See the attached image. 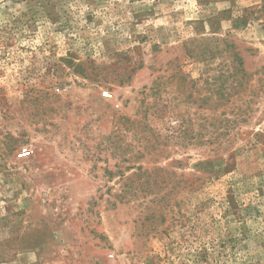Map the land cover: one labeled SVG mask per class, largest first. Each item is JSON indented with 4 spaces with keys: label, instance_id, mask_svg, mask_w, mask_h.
Returning <instances> with one entry per match:
<instances>
[{
    "label": "rangeland",
    "instance_id": "obj_1",
    "mask_svg": "<svg viewBox=\"0 0 264 264\" xmlns=\"http://www.w3.org/2000/svg\"><path fill=\"white\" fill-rule=\"evenodd\" d=\"M0 264H264V0H0Z\"/></svg>",
    "mask_w": 264,
    "mask_h": 264
},
{
    "label": "built area",
    "instance_id": "obj_2",
    "mask_svg": "<svg viewBox=\"0 0 264 264\" xmlns=\"http://www.w3.org/2000/svg\"><path fill=\"white\" fill-rule=\"evenodd\" d=\"M25 153V152H24Z\"/></svg>",
    "mask_w": 264,
    "mask_h": 264
}]
</instances>
